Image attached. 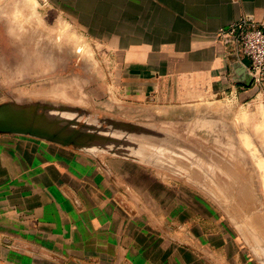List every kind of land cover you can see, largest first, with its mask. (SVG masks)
Instances as JSON below:
<instances>
[{"label": "crops", "instance_id": "0c3cea01", "mask_svg": "<svg viewBox=\"0 0 264 264\" xmlns=\"http://www.w3.org/2000/svg\"><path fill=\"white\" fill-rule=\"evenodd\" d=\"M36 5L89 40L100 84L123 99L257 100L248 60L214 36L241 19L264 25V0H0V14L33 20ZM141 176L122 159L0 134V264H260L236 241L229 251L208 206L164 200Z\"/></svg>", "mask_w": 264, "mask_h": 264}, {"label": "rangeland", "instance_id": "374dc122", "mask_svg": "<svg viewBox=\"0 0 264 264\" xmlns=\"http://www.w3.org/2000/svg\"><path fill=\"white\" fill-rule=\"evenodd\" d=\"M44 12L36 5L33 20H27L26 13L12 16L4 6L0 14V105L67 107L77 111L61 116L78 126L119 123L148 130L146 136L100 133L129 141L124 147L130 159L80 152L138 166L145 170L140 183L152 194L161 188L164 200L208 206L212 222L220 221L230 238L229 251L236 241L264 264V93L253 104L228 93L167 107L123 99L115 87L100 84L106 72L97 66L89 40Z\"/></svg>", "mask_w": 264, "mask_h": 264}, {"label": "water", "instance_id": "95a60500", "mask_svg": "<svg viewBox=\"0 0 264 264\" xmlns=\"http://www.w3.org/2000/svg\"><path fill=\"white\" fill-rule=\"evenodd\" d=\"M249 73V72H248ZM250 75V74H249ZM247 86L252 82L249 76ZM77 111L67 107H55L39 103L0 105V134L29 136L77 151H105L121 157L131 158L124 145L130 142L119 138L102 136L101 132H139L146 136V129L113 123L110 128L91 125L78 126L74 118H64L60 113ZM130 146V145H128Z\"/></svg>", "mask_w": 264, "mask_h": 264}, {"label": "built area", "instance_id": "2783aa9c", "mask_svg": "<svg viewBox=\"0 0 264 264\" xmlns=\"http://www.w3.org/2000/svg\"><path fill=\"white\" fill-rule=\"evenodd\" d=\"M214 39L248 60L251 87L256 95L264 93V25L241 19L220 28Z\"/></svg>", "mask_w": 264, "mask_h": 264}]
</instances>
